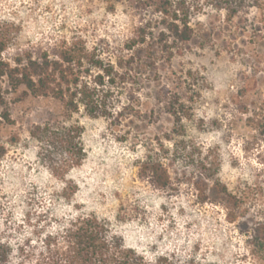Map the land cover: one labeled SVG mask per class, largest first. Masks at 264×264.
<instances>
[{
  "label": "rangeland",
  "instance_id": "rangeland-1",
  "mask_svg": "<svg viewBox=\"0 0 264 264\" xmlns=\"http://www.w3.org/2000/svg\"><path fill=\"white\" fill-rule=\"evenodd\" d=\"M139 2L0 0V30L12 37L5 56L78 39L117 64L131 55L127 45L138 28L157 18ZM192 25L194 40L171 61L161 57L151 67L139 50L132 71L118 68L126 79L112 87L110 116L82 109L67 117L56 99L25 88L12 92L0 79L7 100V109L0 106V234L39 250L46 234L94 213L127 247L151 258L251 261L244 221L227 219L223 197L204 172H216L244 197L251 214L264 212V2L233 18L206 8L192 14ZM205 36L211 41L203 46ZM174 93L186 106L180 116L167 106ZM57 121L82 128L86 158L66 172L52 171L31 134ZM166 152L172 185L160 189L141 174V165L148 155Z\"/></svg>",
  "mask_w": 264,
  "mask_h": 264
},
{
  "label": "trees",
  "instance_id": "trees-1",
  "mask_svg": "<svg viewBox=\"0 0 264 264\" xmlns=\"http://www.w3.org/2000/svg\"><path fill=\"white\" fill-rule=\"evenodd\" d=\"M264 0H140L138 8L157 15L146 25L138 28V36L128 45L132 51L128 58H120L117 64L106 60L97 48H89L83 41L75 39L52 48L24 50L7 58L12 37L0 30V79L6 81L12 92L25 88L35 97H52L59 101L67 117L82 109L93 117L110 116L112 106L109 96L118 80L132 71L136 54L145 50L155 67L158 59L171 61L181 55L195 36L192 14H200L206 8L225 11L229 18L247 12L252 7L261 8ZM205 36L202 45L209 43ZM137 47L139 49H137ZM162 57V58H161ZM5 91L0 88V106L7 109ZM169 112L180 116L186 106L180 103V95L174 93L167 105ZM11 122L10 115L4 114ZM188 115V114H187ZM180 119V117L178 118ZM40 141L42 150L50 159L52 171L80 166L86 158L82 142V128L65 121L47 122L37 125L31 132ZM0 149H3L0 146ZM168 152L150 154L141 165V174L150 178L160 189L172 185ZM1 157V155H0ZM206 171V170H205ZM213 182V190L223 197L227 219L231 222L243 220L246 226L249 256L248 264H264V212L251 214L244 208V197L229 191L216 172H204ZM199 190H201L199 188ZM202 201L208 198L201 190ZM27 244H18L0 234V264H209L195 257L163 254L149 257L134 248L127 247L123 239L112 229L110 223L94 213L80 214L45 235L39 250L27 249Z\"/></svg>",
  "mask_w": 264,
  "mask_h": 264
}]
</instances>
